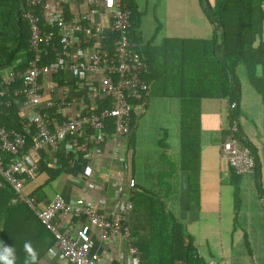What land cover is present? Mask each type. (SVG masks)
<instances>
[{
    "label": "crops",
    "instance_id": "0c3cea01",
    "mask_svg": "<svg viewBox=\"0 0 264 264\" xmlns=\"http://www.w3.org/2000/svg\"><path fill=\"white\" fill-rule=\"evenodd\" d=\"M135 2L141 14L136 47L151 64L154 75L148 82L145 108L136 119L135 127L128 137L109 140L90 150L87 158L83 154L66 155L61 146L59 150L70 159L66 167L49 148L33 150L30 156L36 168L24 180V191L36 199L38 209L60 194L66 201L82 198L90 203L93 211L107 219L113 218L115 203L121 199L118 188L132 191L126 242L118 237L108 244L101 243L97 229L83 216L56 219L63 235L84 237L90 242V251L99 257L98 264H136L128 243L139 252L137 264H185L182 253H175L179 244L183 253L191 245L206 264H252L253 261L264 264V217L260 202V197L264 198L261 98L240 78L237 121L241 137L254 152L256 169L251 174L236 176L220 156V143L228 133L227 100L194 99L193 95L202 86L194 73L196 62L191 58L190 63H182L180 59L183 41L211 37L212 29L206 24L199 2ZM67 4L71 16H83L88 11L85 0ZM56 12L57 7L53 5L42 16L48 20ZM86 21L87 25H98L101 32L90 44L82 46L83 61L94 47L105 49L109 42L112 47L108 8L100 4ZM54 75L39 78L40 107L47 101L57 102L62 95L73 103L84 99L95 106V99L102 97L86 90L89 85H97L98 71L87 72L84 80H79L72 70L62 71L57 79ZM50 88L54 90L52 94L48 92ZM183 93L190 94L191 98L184 101L180 97ZM6 97L10 99L11 94ZM15 106L20 110L22 123L30 109ZM74 111V104L64 108L65 115ZM187 111L194 118H187ZM188 128L192 133L186 137L184 130ZM38 162L59 171L58 175L52 179L48 171L38 170ZM127 175L131 180L129 185ZM25 242L36 253L35 264H69L32 211L23 204L10 206L0 198V243L30 258L23 247Z\"/></svg>",
    "mask_w": 264,
    "mask_h": 264
},
{
    "label": "built area",
    "instance_id": "2783aa9c",
    "mask_svg": "<svg viewBox=\"0 0 264 264\" xmlns=\"http://www.w3.org/2000/svg\"><path fill=\"white\" fill-rule=\"evenodd\" d=\"M74 0H25L22 17L29 27L28 48L30 58L23 69L9 68L0 74V105H21L30 109L21 123V131L0 126V188L6 183L12 190L8 204L25 205L41 222L53 239L61 257L69 264H98L99 257L90 251V242L84 237L63 235L57 227V218L85 217L97 229L101 243L120 237L128 241L129 226L127 216L131 210L132 191H122L121 199L115 203L112 219L104 218L92 210L82 198L66 201L55 194L41 209L36 207V199L24 191V180L35 170L36 163L30 156L35 149L49 148L57 154L62 146L66 155L83 154L96 150L109 140L128 137L131 131V117L144 111L149 84L145 76L149 73L148 63L138 52L136 43L129 37L130 11L121 0H85L88 11L85 15H74L66 19L59 9ZM108 8L110 28L114 33L111 52L94 47L83 61V45L90 44L99 35L101 28L87 25L91 15L99 5ZM57 7L46 22L57 30L43 31L41 15L52 6ZM264 9V6L262 7ZM50 52L53 59L48 60ZM46 59L44 62L43 60ZM64 70H72L79 80L85 79L87 72L98 71L97 85L86 87L87 92L98 93L108 98L109 107L95 111L96 106L84 99L76 103L62 95L57 102L41 103L39 78L54 75ZM53 88L48 90L53 93ZM11 94L10 99H5ZM75 105V111L64 114V108ZM230 104V109L235 108ZM111 120V129L106 121ZM238 124L233 120L228 133L220 143V156L227 162L234 175L251 174L255 162L250 149L243 144V137L237 138ZM31 136V145L26 147V137ZM81 141H78V140ZM5 154L12 158L6 164ZM56 163V159H54ZM126 184H131L127 175ZM117 189V190H118ZM100 202H103L100 200ZM264 217V198L260 197ZM132 261L137 264L139 252L127 244ZM216 264V263H213ZM252 264H256L253 261Z\"/></svg>",
    "mask_w": 264,
    "mask_h": 264
},
{
    "label": "trees",
    "instance_id": "16d2710c",
    "mask_svg": "<svg viewBox=\"0 0 264 264\" xmlns=\"http://www.w3.org/2000/svg\"><path fill=\"white\" fill-rule=\"evenodd\" d=\"M121 1L130 11L131 27L128 37L135 43L139 34L141 14L135 0ZM197 1L206 24L212 29L211 37L206 40H191L188 43L183 41L180 59L182 63H190L188 60L191 58L196 62L194 73L202 86L199 88V92L193 95L194 99L197 100L200 97L225 98L228 107L231 103H235V108L229 109L226 116L227 126L229 127L231 122L233 120L237 121L239 117L238 105L241 98V79L253 92L260 96L264 105V9L262 8L264 0ZM66 5L68 4L61 6L59 10L68 19L71 14L68 12V6ZM24 6L25 0H0V71L9 68L23 69L30 58L28 48L29 27L27 21L22 17ZM46 22L47 17L44 16L43 18L41 15L40 26L43 31L52 30L56 33L57 30L48 26ZM113 40L114 33L110 35V41L113 42ZM109 43L105 45V49L111 52L112 47ZM51 59H53L52 52H50L48 60ZM148 66L149 73L145 76L147 82L154 79L152 66L151 64H148ZM61 74L62 72H59L54 77L56 79L60 78ZM180 97L185 101L191 98V95L183 93ZM1 101L0 99V103ZM95 102V111L109 107L108 98L103 95L102 97L98 96ZM189 112L187 111L185 116L191 120L194 116H191ZM138 116L132 114L131 131L135 127ZM20 119V110L15 104L6 107L2 102L0 105V126L5 129L21 131ZM106 127L111 129L110 119L106 121ZM191 133L189 128L184 130L186 137H189ZM236 137H241L239 125ZM243 144L250 149L255 162L254 152L245 139ZM29 145H31V136L27 135L26 147ZM57 155L61 165L66 167L70 160L69 157H65L62 150H59ZM10 158H12L10 155L5 154L4 161L6 164ZM37 168L40 171H48L52 179L59 173V171L50 170L42 162H38ZM12 195L11 188L4 183L3 187L0 188V198L9 201ZM176 248L175 253H182L185 264H206L197 256L191 245L185 247L184 253L183 250H179L180 244ZM14 251L15 264H35L34 261L20 251Z\"/></svg>",
    "mask_w": 264,
    "mask_h": 264
},
{
    "label": "clouds",
    "instance_id": "9594fccd",
    "mask_svg": "<svg viewBox=\"0 0 264 264\" xmlns=\"http://www.w3.org/2000/svg\"><path fill=\"white\" fill-rule=\"evenodd\" d=\"M24 250L31 260L36 259V253L29 242L24 243ZM16 256L13 248L7 244L0 243V264H15Z\"/></svg>",
    "mask_w": 264,
    "mask_h": 264
},
{
    "label": "rangeland",
    "instance_id": "374dc122",
    "mask_svg": "<svg viewBox=\"0 0 264 264\" xmlns=\"http://www.w3.org/2000/svg\"><path fill=\"white\" fill-rule=\"evenodd\" d=\"M245 85V84H244Z\"/></svg>",
    "mask_w": 264,
    "mask_h": 264
}]
</instances>
